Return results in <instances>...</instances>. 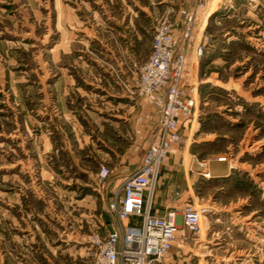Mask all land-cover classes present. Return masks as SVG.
Wrapping results in <instances>:
<instances>
[{"label": "rangeland", "instance_id": "1", "mask_svg": "<svg viewBox=\"0 0 264 264\" xmlns=\"http://www.w3.org/2000/svg\"><path fill=\"white\" fill-rule=\"evenodd\" d=\"M196 1L0 0V264H94L93 236L157 126L138 94L153 36ZM210 6L199 116L170 157L186 204L209 216L172 256L264 264V0Z\"/></svg>", "mask_w": 264, "mask_h": 264}, {"label": "built area", "instance_id": "2", "mask_svg": "<svg viewBox=\"0 0 264 264\" xmlns=\"http://www.w3.org/2000/svg\"><path fill=\"white\" fill-rule=\"evenodd\" d=\"M210 1L197 0L181 10L177 26L166 19L155 31L151 54L140 70L138 94L157 114V126L140 166L123 180L109 201L114 232L105 223L103 235L93 236L94 264H176L172 255L177 241H186L188 234L200 235L203 231L209 216L205 206L190 202L181 213L170 210L164 215H154L152 209L165 164L178 150L183 132L193 131L199 116L203 83L199 60L209 40L204 23L211 15ZM217 160L226 162L227 158ZM198 165L200 175L210 178L208 163ZM112 173L109 166L102 165L98 180L105 183ZM182 195L181 187L174 185L169 187L166 199L172 204ZM126 220L131 223L125 224Z\"/></svg>", "mask_w": 264, "mask_h": 264}, {"label": "crops", "instance_id": "3", "mask_svg": "<svg viewBox=\"0 0 264 264\" xmlns=\"http://www.w3.org/2000/svg\"><path fill=\"white\" fill-rule=\"evenodd\" d=\"M171 163L172 161L169 159L165 164L161 174V178L157 187L155 202L152 209V213L154 215H164L170 210H177L178 213H181V210L185 207L186 201L188 199L189 190L182 191V197L172 204H170L166 199L169 187L174 185L179 186L175 175L170 174L173 167L177 168V162L175 161L173 166H171Z\"/></svg>", "mask_w": 264, "mask_h": 264}, {"label": "water", "instance_id": "4", "mask_svg": "<svg viewBox=\"0 0 264 264\" xmlns=\"http://www.w3.org/2000/svg\"><path fill=\"white\" fill-rule=\"evenodd\" d=\"M105 220H106V224H107V228H108V230H109L111 233H113V232H114V229H113L112 221H111L110 217L106 215V216H105Z\"/></svg>", "mask_w": 264, "mask_h": 264}, {"label": "trees", "instance_id": "5", "mask_svg": "<svg viewBox=\"0 0 264 264\" xmlns=\"http://www.w3.org/2000/svg\"><path fill=\"white\" fill-rule=\"evenodd\" d=\"M200 68H201V66H200ZM201 69H202V68H201ZM200 89H201V91H202L201 94H204V92H205V86H201Z\"/></svg>", "mask_w": 264, "mask_h": 264}, {"label": "bare ground", "instance_id": "6", "mask_svg": "<svg viewBox=\"0 0 264 264\" xmlns=\"http://www.w3.org/2000/svg\"><path fill=\"white\" fill-rule=\"evenodd\" d=\"M203 233H204V231H203Z\"/></svg>", "mask_w": 264, "mask_h": 264}]
</instances>
